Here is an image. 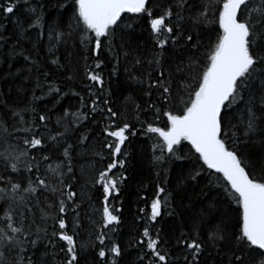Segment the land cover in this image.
I'll return each mask as SVG.
<instances>
[{
	"label": "snow or ice",
	"instance_id": "1",
	"mask_svg": "<svg viewBox=\"0 0 264 264\" xmlns=\"http://www.w3.org/2000/svg\"><path fill=\"white\" fill-rule=\"evenodd\" d=\"M44 7L42 0H0V49L7 47L0 60L9 69L3 79L36 81L23 104H9L0 95V264H89L90 256L92 264H121L124 249L116 234L122 208L113 201L128 179L126 142L138 130L152 141L158 182L150 212L138 211L144 225L134 264H201L209 249L220 256L219 264H264V0H64L60 19L49 27L42 63L43 33L35 41L30 33L40 26ZM20 13L29 14L30 22ZM140 20L150 26L157 50L147 59V78L131 76L146 85L147 99L143 105L132 99L131 111L115 109L96 69L105 64V52L112 76L121 56L126 64L130 56L135 66L145 63L142 45L132 39ZM4 21L14 25L15 40ZM69 42H78L86 80L97 86L89 88L90 102L49 82L46 64L66 81L78 78L73 53H66L67 63L56 54ZM18 58L25 64L12 72ZM23 91L18 88V96ZM68 95L79 96L88 111L64 109L53 127L54 108L39 110L38 102L51 97L56 105ZM97 112L105 125L99 148L81 129ZM85 157L111 160L98 172L93 164L90 175L79 166ZM179 161L188 163L169 186L171 165ZM114 169L122 171L117 175ZM202 181L200 194L218 190L236 206L234 216L212 199L184 216L192 203L189 190ZM93 201L99 207L89 213ZM164 216L186 219L189 231L169 240L160 226ZM174 247L184 255L175 256Z\"/></svg>",
	"mask_w": 264,
	"mask_h": 264
},
{
	"label": "trees",
	"instance_id": "2",
	"mask_svg": "<svg viewBox=\"0 0 264 264\" xmlns=\"http://www.w3.org/2000/svg\"><path fill=\"white\" fill-rule=\"evenodd\" d=\"M45 5L43 9V19L39 27L31 29V37L35 41L37 37L43 33V38L38 42V52L42 63L48 58L47 47L49 44L48 35L49 27L52 26L54 21H58L61 17V8L59 7L64 3V0H42ZM20 19L26 24L30 22L29 14L20 13ZM7 24L6 34L11 35L12 39L15 40V27L12 23L4 21ZM139 26L136 27L135 33H133L132 39L134 42H139L142 47L139 49L141 55L143 56L145 63L140 66L134 65V59L130 56L128 63L124 62L123 56L120 58V66L118 74L115 76L110 75L112 72V60L110 54L104 53L102 59L105 60V64L101 69H96V71L101 72L105 79V90L110 89V99L113 102V107L115 109H124L126 106L128 110L131 111V100L135 99L137 102L143 105V102L147 97L144 96V91L146 85L141 87L137 82L131 78L132 75L146 77V73L149 70V65L147 64V59L154 55L156 49H154L153 41L150 37V26L146 20H140L136 22ZM187 26V25H186ZM54 42V41H53ZM29 51H33L30 44L24 45ZM5 46L0 51H6ZM71 52L73 56L71 59L75 61V66L73 71L79 70L78 78L75 81H66L59 71L55 69L54 66L46 64L45 66L50 72L49 82L55 81L65 92L69 91V88L74 89L79 92L80 95L84 96L85 100L90 102L92 97L88 95L89 88H95L97 86L93 85L92 82L87 81L84 71V60L80 58L79 44L78 42H69L67 46L61 45L58 52L56 53L62 63H67L66 53ZM169 53H172V49H168ZM25 62L22 58H18L13 63L12 72H15L17 68L23 67ZM89 64H92V60H89ZM94 67V64H93ZM9 69L7 63L0 60V95L2 99L9 102V104H23L26 100L31 99V90H34L35 76L28 83H24L18 77L3 79V77L8 73ZM157 74L153 73V78ZM42 79V78H41ZM23 88L24 91L18 96L17 89ZM79 96H64L59 104L54 105L53 99L51 97H46L38 102L39 110H47L49 108H54L55 115H53V127L54 122L62 114L64 109H67L69 113L78 112L83 109L85 112L88 111L87 108H83L80 104ZM71 118V116L69 117ZM134 122V121H130ZM104 122L102 116L99 112L94 117L86 119L81 124L82 134L88 135L90 137V142L92 146L99 148L104 142V136L102 129L104 127ZM160 126H163L162 122ZM139 129V125H136ZM79 134V133H78ZM152 141L148 140L142 133V131H137L135 137H130V143L126 142L127 150L130 153L126 162V171L128 179L124 182L121 188V195L116 200L113 201L116 207L122 208V212L118 213L122 217V223L119 227V231L116 234V240L121 244L124 249V255L122 257L121 264H134L137 260V248L135 246L136 239L139 238L140 233L143 230V221H137L138 211L141 208L145 209V212H150L151 200L155 197V186L158 182V177L156 176V168L152 162ZM190 147V146H189ZM187 151V148H185ZM104 156L107 157V150L104 149ZM50 155H57L56 153H50ZM111 157L100 161V157H85L79 162V166H83L89 174L92 173V166L95 165V171H99L100 168L106 167L110 162ZM58 162V161H57ZM187 161H179L171 165L172 171L168 174L169 186L175 184L177 176L179 173L185 170ZM117 175H119L120 169H114ZM83 183V180L81 181ZM4 184L0 183V187ZM204 189V182L202 181L198 187L191 188L189 190L188 199L191 200V205L189 210L185 211L184 216L187 217L193 212L199 211L201 208L206 207L209 199L218 200L220 202V211L223 213H230L232 216L235 215V205L230 204L224 200L223 196L219 194L218 190L212 189L207 191L206 195H201V190ZM99 196V193H96ZM146 197L142 200L141 197ZM43 201V197L41 198ZM175 206V205H174ZM99 207L96 201H93L92 206L89 208V213L95 212V209ZM179 211V209H178ZM39 215V213H37ZM96 220L99 221V214H96ZM72 217L69 216V227L72 228L71 223ZM88 224L89 221L85 220ZM212 221H208L205 224V232H207L208 225ZM160 226L163 233L167 236L169 240L174 241L177 236L180 235L181 231L188 232L190 225L186 222V219H182L178 216H164L160 220ZM71 234V233H70ZM91 234V229L87 234L82 233V236L87 239V236ZM63 243V242H60ZM173 254L177 257H182L184 255L183 250H178L173 248ZM94 255V253H93ZM220 256L217 253L209 249L201 257V264H219ZM89 264H92V257H89ZM183 264V260L180 261Z\"/></svg>",
	"mask_w": 264,
	"mask_h": 264
}]
</instances>
